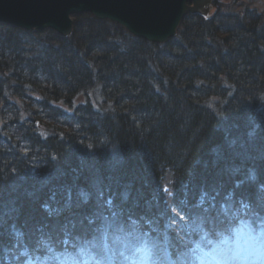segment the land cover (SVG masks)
<instances>
[{
	"label": "trees",
	"instance_id": "obj_1",
	"mask_svg": "<svg viewBox=\"0 0 264 264\" xmlns=\"http://www.w3.org/2000/svg\"><path fill=\"white\" fill-rule=\"evenodd\" d=\"M217 1L162 44L88 13L68 37L0 23V264H214L216 240L264 230V12ZM215 191L237 201L215 234L178 247L140 220Z\"/></svg>",
	"mask_w": 264,
	"mask_h": 264
},
{
	"label": "water",
	"instance_id": "obj_2",
	"mask_svg": "<svg viewBox=\"0 0 264 264\" xmlns=\"http://www.w3.org/2000/svg\"><path fill=\"white\" fill-rule=\"evenodd\" d=\"M214 0H0V23L24 30L51 29L68 37L71 15L109 20L135 37L165 43L186 14L207 19Z\"/></svg>",
	"mask_w": 264,
	"mask_h": 264
},
{
	"label": "snow or ice",
	"instance_id": "obj_3",
	"mask_svg": "<svg viewBox=\"0 0 264 264\" xmlns=\"http://www.w3.org/2000/svg\"><path fill=\"white\" fill-rule=\"evenodd\" d=\"M255 179V176H252ZM167 191V189H164ZM211 196L210 201L205 204L206 198ZM220 197V192L215 191L211 194L208 192H202L199 199L194 204H189L187 199V193H185V198L178 202L177 207H172L169 210L161 211L153 217L149 218L146 216H141L140 220H143L146 224L152 226L151 231L158 236L161 234V225L163 226V236L165 240L169 238L170 230H175L171 232V237L174 239L176 246H182L186 241L193 236H195L201 228L207 229L209 232L215 234L218 230L227 229L232 223L235 222L234 218H230L229 214V203H232V207L237 205L234 194L229 193L225 198L223 203H218V198ZM85 201L88 197L84 195ZM245 197L240 196V201H243ZM251 198H249L250 200ZM98 202V207H102L101 202L106 204L109 208L112 206V198L109 197L105 200L104 194L100 193ZM127 201V197H125ZM166 203V202H165ZM257 207L255 209L256 215L253 217V221L259 220L261 227L264 228V186L261 187L260 195L257 197ZM251 206V203H249ZM179 208V211L177 210ZM45 211L49 216L59 217L63 215V209L59 207H52L51 205H45ZM183 213L181 215L180 213ZM112 215L117 216L116 212H112ZM122 219H128L131 217L130 211H122L120 213ZM106 218V217H105ZM93 220L87 219L80 222V230L83 231L89 227ZM135 223V221H134ZM67 224L71 225L72 228H76L77 224L75 220L67 221ZM51 238V232L50 236ZM46 242V241H45Z\"/></svg>",
	"mask_w": 264,
	"mask_h": 264
},
{
	"label": "rangeland",
	"instance_id": "obj_4",
	"mask_svg": "<svg viewBox=\"0 0 264 264\" xmlns=\"http://www.w3.org/2000/svg\"><path fill=\"white\" fill-rule=\"evenodd\" d=\"M217 2L223 3L225 9L232 11H238L242 6H246L264 12V0H218ZM214 10L212 8L210 13H213ZM92 99L93 95L89 92L86 95H79L74 99L73 104L85 103L86 101H92ZM95 105L97 106L98 102ZM262 244L258 232L253 233L246 229L244 231L235 230L231 233V237H223L215 241L217 252L220 253L215 262L216 264H253L251 259L245 260L248 246H250L254 256H259V260L262 259L260 264H264V247Z\"/></svg>",
	"mask_w": 264,
	"mask_h": 264
},
{
	"label": "bare ground",
	"instance_id": "obj_5",
	"mask_svg": "<svg viewBox=\"0 0 264 264\" xmlns=\"http://www.w3.org/2000/svg\"><path fill=\"white\" fill-rule=\"evenodd\" d=\"M72 17H73V15L70 16L71 19H72ZM23 30H24V29H23ZM44 30H45V29H44ZM27 31H28V30H27ZM14 196H16V195H14ZM110 214H111V213H110ZM105 217H106V216H105Z\"/></svg>",
	"mask_w": 264,
	"mask_h": 264
}]
</instances>
